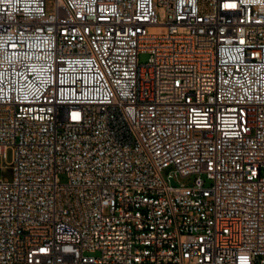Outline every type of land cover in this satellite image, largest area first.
I'll list each match as a JSON object with an SVG mask.
<instances>
[{
  "label": "built area",
  "instance_id": "built-area-1",
  "mask_svg": "<svg viewBox=\"0 0 264 264\" xmlns=\"http://www.w3.org/2000/svg\"><path fill=\"white\" fill-rule=\"evenodd\" d=\"M9 149L0 264H264V0H0Z\"/></svg>",
  "mask_w": 264,
  "mask_h": 264
},
{
  "label": "rangeland",
  "instance_id": "rangeland-1",
  "mask_svg": "<svg viewBox=\"0 0 264 264\" xmlns=\"http://www.w3.org/2000/svg\"><path fill=\"white\" fill-rule=\"evenodd\" d=\"M150 57V53L149 52H142L139 55V61L140 63H146L148 62ZM13 159V152L11 149L8 150L6 155H0V163L3 167V169L0 170V175L7 180H12L14 177V169L11 165ZM173 170V167H170L168 169H166L165 173H169L170 171ZM196 175L195 174H191L188 176H179L178 180L180 183H184V184H192L194 179H195ZM205 177V176H204ZM59 178L62 182H66L68 180V175L66 173H60L59 174ZM206 185H210L211 181H209L208 179H206Z\"/></svg>",
  "mask_w": 264,
  "mask_h": 264
}]
</instances>
